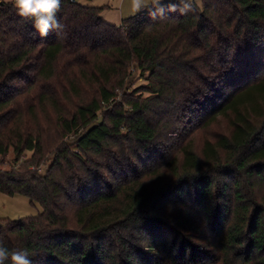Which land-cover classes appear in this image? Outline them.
Returning <instances> with one entry per match:
<instances>
[{"label": "trees", "instance_id": "obj_1", "mask_svg": "<svg viewBox=\"0 0 264 264\" xmlns=\"http://www.w3.org/2000/svg\"><path fill=\"white\" fill-rule=\"evenodd\" d=\"M108 8L61 0L41 37L0 0V193L43 208L0 218V243L32 264H264V0Z\"/></svg>", "mask_w": 264, "mask_h": 264}, {"label": "clouds", "instance_id": "obj_2", "mask_svg": "<svg viewBox=\"0 0 264 264\" xmlns=\"http://www.w3.org/2000/svg\"><path fill=\"white\" fill-rule=\"evenodd\" d=\"M16 14L24 20H31L33 28L41 37H46L50 31L62 29L63 25L57 19L61 8V0H9ZM198 0H169L167 5L163 0H130L132 13H137L149 4L155 9L151 15H163L165 11L185 14L195 10ZM10 260V264H32L25 250L11 252L0 243V264Z\"/></svg>", "mask_w": 264, "mask_h": 264}, {"label": "rangeland", "instance_id": "obj_3", "mask_svg": "<svg viewBox=\"0 0 264 264\" xmlns=\"http://www.w3.org/2000/svg\"><path fill=\"white\" fill-rule=\"evenodd\" d=\"M5 1H9V0H5ZM125 2L123 3V5L125 4ZM200 2H201V0H198V3H200ZM80 3L83 5L94 6V7H104V6L110 5L111 9L104 12L105 13L104 19L110 24L116 23L115 25H119V12H120V9L122 8V1L121 0H94L93 2H88L86 0H80ZM163 3H165V1H163ZM128 5H130V4H128ZM150 7H152V6H150ZM146 8H149V7H146ZM117 10H119V11H117ZM139 12L133 13L132 15H136ZM127 13H129V12H127ZM129 16H131V15L129 14ZM124 17L128 18V15H126ZM144 83H145L144 81H139L138 84H144ZM145 96H146V94H145ZM229 132H230V128L228 127V122L226 120H224V122H221L218 126H216L214 128L212 127V129L210 131H203L198 136L197 139L198 140L205 139V141H207V140H210V139H213L216 137L218 138L219 136H222V135H228ZM12 158H13V155L10 154L9 158L7 160L9 161ZM0 168L7 170V169H10V166L8 164H5V165H2V167H0ZM44 171H45V168H44ZM42 211H43V208L39 204L32 205L30 203L29 199L22 196V195L8 196V195L0 193V218H2V219L19 220V219H23V218H27V217L37 216ZM202 230H203L202 233H200V231L195 230L196 233L194 235H192L193 236L192 240H197L198 245H200V247L206 249V248H209V247H207L208 244H207V241L205 240L208 229H206V227H205Z\"/></svg>", "mask_w": 264, "mask_h": 264}, {"label": "crops", "instance_id": "obj_4", "mask_svg": "<svg viewBox=\"0 0 264 264\" xmlns=\"http://www.w3.org/2000/svg\"><path fill=\"white\" fill-rule=\"evenodd\" d=\"M94 1V0H93ZM93 1H91V2H93ZM122 1V8L120 9V12H119V25H121V23H122V21L125 19V18H127V17H124V16H126V15H128V17H131V16H133L132 14V11H131V8H130V5H128V4H130V0H121ZM126 1V2H125ZM125 2V4L123 5V3ZM128 5V6H127ZM107 6H109V8L106 10V11H108L109 9H111L110 7V5H107ZM150 6H152L151 4H149L148 5V7H150ZM143 9H145V8H143ZM142 9V10H143ZM105 11V12H106ZM117 11H119V10H117ZM127 12H129V13H127ZM104 14L105 13H103V17H104ZM129 14L131 15V16H129ZM115 20V19H114ZM116 24V23H115Z\"/></svg>", "mask_w": 264, "mask_h": 264}, {"label": "built area", "instance_id": "obj_5", "mask_svg": "<svg viewBox=\"0 0 264 264\" xmlns=\"http://www.w3.org/2000/svg\"><path fill=\"white\" fill-rule=\"evenodd\" d=\"M71 2H75L76 0H70ZM163 1H169V0H163Z\"/></svg>", "mask_w": 264, "mask_h": 264}]
</instances>
